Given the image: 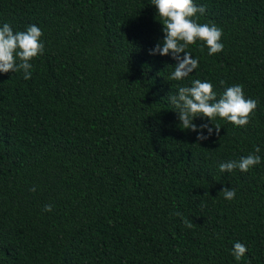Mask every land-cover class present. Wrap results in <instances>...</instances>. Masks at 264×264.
Returning <instances> with one entry per match:
<instances>
[{
	"label": "trees",
	"instance_id": "obj_1",
	"mask_svg": "<svg viewBox=\"0 0 264 264\" xmlns=\"http://www.w3.org/2000/svg\"><path fill=\"white\" fill-rule=\"evenodd\" d=\"M194 3L224 49L189 45L199 67L176 81L171 55L149 54L151 0H0V26L35 24L45 45L30 79L0 73V264H264V0ZM195 79L217 98L242 84L250 123L197 117L221 127L198 141L169 100ZM256 146L248 172L219 170Z\"/></svg>",
	"mask_w": 264,
	"mask_h": 264
},
{
	"label": "clouds",
	"instance_id": "obj_2",
	"mask_svg": "<svg viewBox=\"0 0 264 264\" xmlns=\"http://www.w3.org/2000/svg\"><path fill=\"white\" fill-rule=\"evenodd\" d=\"M151 5L155 6L156 14L161 18L164 35L162 40L149 49V54L171 55L176 61L169 77L171 80H183L199 67V60L186 51L189 45L202 41L209 56L223 51V29L213 22H198L197 14L203 15L206 11L203 5H196L194 0H151ZM42 36V29L35 24L27 25L22 31H14L8 23L0 26V73L22 70L23 78L30 79L33 68L31 61L42 55L45 49L40 39ZM220 83L224 85L225 81ZM169 100L176 109L179 124L185 130L196 132L198 141L209 139L213 133L219 135L221 127H213L209 123L197 125L194 122L197 117L206 118L211 123L219 117L236 127H246L259 103L257 99L245 96L242 84L227 86L217 98L213 84L201 79L192 80L189 86H179L177 93L171 95ZM259 152L260 147L256 146L253 153L241 156L239 160L219 162V170L232 172L239 169L241 172H248L262 162ZM30 190L35 191V187ZM219 192L223 193L226 200H233L236 195L234 188L224 187ZM52 207L51 204H46L43 210L50 212ZM176 215L181 213L177 212ZM184 224L188 228L193 227L192 222L187 219ZM247 251L245 244L236 241L231 254L236 261H240Z\"/></svg>",
	"mask_w": 264,
	"mask_h": 264
}]
</instances>
